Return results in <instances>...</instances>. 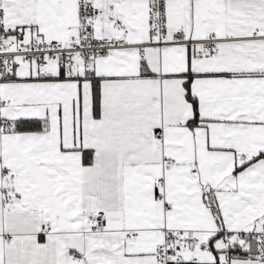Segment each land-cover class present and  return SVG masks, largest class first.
<instances>
[{"label":"snow or ice","instance_id":"snow-or-ice-1","mask_svg":"<svg viewBox=\"0 0 264 264\" xmlns=\"http://www.w3.org/2000/svg\"><path fill=\"white\" fill-rule=\"evenodd\" d=\"M0 264H264V0H0Z\"/></svg>","mask_w":264,"mask_h":264}]
</instances>
